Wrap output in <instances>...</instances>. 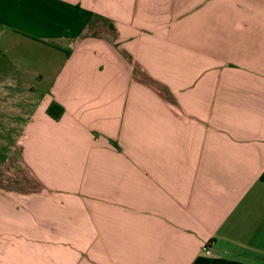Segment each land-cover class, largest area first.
<instances>
[{
  "label": "crops",
  "instance_id": "0c3cea01",
  "mask_svg": "<svg viewBox=\"0 0 264 264\" xmlns=\"http://www.w3.org/2000/svg\"><path fill=\"white\" fill-rule=\"evenodd\" d=\"M0 123V264H264V0H0Z\"/></svg>",
  "mask_w": 264,
  "mask_h": 264
},
{
  "label": "rangeland",
  "instance_id": "374dc122",
  "mask_svg": "<svg viewBox=\"0 0 264 264\" xmlns=\"http://www.w3.org/2000/svg\"><path fill=\"white\" fill-rule=\"evenodd\" d=\"M7 111L8 109L5 108V114H8ZM12 126V123H0V186L7 190L28 192L33 189L31 185L34 180L22 165L21 148L17 147L22 123H17V128L13 130L10 129ZM6 158H9V162L5 165Z\"/></svg>",
  "mask_w": 264,
  "mask_h": 264
},
{
  "label": "trees",
  "instance_id": "16d2710c",
  "mask_svg": "<svg viewBox=\"0 0 264 264\" xmlns=\"http://www.w3.org/2000/svg\"><path fill=\"white\" fill-rule=\"evenodd\" d=\"M98 18L95 17V20L93 19L89 25L92 26V24H94L93 22H95ZM165 93L168 95V97L170 98V95L169 93L165 90ZM47 114L55 121H58L63 113H64V110L63 108L58 104L56 103L55 101H53L47 108Z\"/></svg>",
  "mask_w": 264,
  "mask_h": 264
},
{
  "label": "built area",
  "instance_id": "2783aa9c",
  "mask_svg": "<svg viewBox=\"0 0 264 264\" xmlns=\"http://www.w3.org/2000/svg\"><path fill=\"white\" fill-rule=\"evenodd\" d=\"M204 253H205L206 255H210L211 252H210V250H208L207 247H205V248H204Z\"/></svg>",
  "mask_w": 264,
  "mask_h": 264
}]
</instances>
